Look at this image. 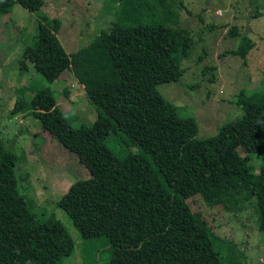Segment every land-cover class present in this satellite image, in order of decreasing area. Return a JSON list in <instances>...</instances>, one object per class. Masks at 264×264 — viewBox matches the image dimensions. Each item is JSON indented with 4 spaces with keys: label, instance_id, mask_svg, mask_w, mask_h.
Here are the masks:
<instances>
[{
    "label": "trees",
    "instance_id": "1",
    "mask_svg": "<svg viewBox=\"0 0 264 264\" xmlns=\"http://www.w3.org/2000/svg\"><path fill=\"white\" fill-rule=\"evenodd\" d=\"M14 3L35 10L43 0H0V16ZM157 3L161 21H144L141 6L125 0L92 43L70 53L57 37V17L38 22L32 44L22 52L20 73L31 62L51 83L71 70L101 110L91 126L72 128L50 86L29 101L16 99L12 112L37 118L43 131L89 169L90 176L73 180L55 203L82 237L107 240V264H221L213 246L218 236L188 197L199 192L209 205L224 202L223 183L252 173L251 155L264 158V75L259 89L235 94L239 117L216 135L198 138L196 119L180 115L158 90L159 84L180 79V62L193 41L176 25L182 2ZM134 11L141 20L129 15ZM243 39L226 52L245 59L254 42ZM117 131L129 146L139 145V152L112 153L104 142ZM16 161L0 146V264H61L74 240L54 215L33 211L18 186ZM254 189L258 228L264 231V162Z\"/></svg>",
    "mask_w": 264,
    "mask_h": 264
},
{
    "label": "rangeland",
    "instance_id": "2",
    "mask_svg": "<svg viewBox=\"0 0 264 264\" xmlns=\"http://www.w3.org/2000/svg\"><path fill=\"white\" fill-rule=\"evenodd\" d=\"M124 1L43 0L35 10L14 3L0 16V146L17 156L14 169L18 186L26 199H31L33 211L39 217L54 215L72 236L74 249L61 264H107L110 257V245L103 236L82 237L66 211L55 203L73 180L89 177L90 171L73 152L43 131L37 118L13 113L14 103L16 99L29 101L38 90L50 86L72 128L91 126L101 110L86 98L71 70H64L48 83L33 70L31 62H27L26 72L20 73L19 62L35 38L39 21L47 24L46 20L57 17V37L70 53L92 43L99 29H106L118 17ZM126 1L141 6L144 21H161L157 0ZM173 2L177 5V0ZM181 2L176 25L185 27L193 42L180 62L184 69L180 79L161 83L158 90L179 107L180 115L196 119L197 137L205 138L241 115L234 101L240 89L251 92L262 85L264 0H178ZM126 9L125 14L131 7ZM134 18L141 20L139 15ZM232 29H236L235 34H231ZM243 36L254 42L245 59L226 52L235 49ZM104 143L118 157L140 150L139 145L129 146L119 131L107 136ZM239 154L245 155L243 150ZM251 159L252 173L223 183L224 202L209 205L199 192L188 197L218 236L213 246L221 264H264V231L258 228L254 189V176L264 158L251 155Z\"/></svg>",
    "mask_w": 264,
    "mask_h": 264
}]
</instances>
